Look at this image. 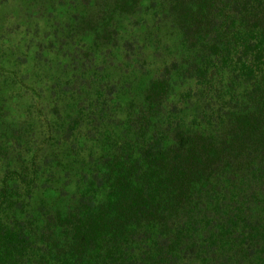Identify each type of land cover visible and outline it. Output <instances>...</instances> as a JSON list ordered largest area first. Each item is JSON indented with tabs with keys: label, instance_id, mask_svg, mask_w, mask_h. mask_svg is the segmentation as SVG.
I'll list each match as a JSON object with an SVG mask.
<instances>
[{
	"label": "trees",
	"instance_id": "trees-1",
	"mask_svg": "<svg viewBox=\"0 0 264 264\" xmlns=\"http://www.w3.org/2000/svg\"><path fill=\"white\" fill-rule=\"evenodd\" d=\"M61 5L75 51L40 150L0 106V264H264V0ZM149 11L176 29L179 56L121 101L115 52ZM233 65L235 104L213 124L173 122L177 80L205 84ZM18 79L4 84L36 91Z\"/></svg>",
	"mask_w": 264,
	"mask_h": 264
},
{
	"label": "rangeland",
	"instance_id": "rangeland-1",
	"mask_svg": "<svg viewBox=\"0 0 264 264\" xmlns=\"http://www.w3.org/2000/svg\"><path fill=\"white\" fill-rule=\"evenodd\" d=\"M61 4L62 0H0V106L29 125L28 135L34 136L39 150L41 142L51 135L46 115L57 103V109L65 106L58 93L68 87L65 85L71 70L67 66L68 57L75 51L64 42L62 33L69 15L66 6ZM124 26L120 51L115 52L117 62L128 72L124 73L119 85L121 101L140 98L150 79L179 56L176 55V29L169 22L160 21V17L155 18L152 11L144 19ZM77 43L80 44L79 39ZM127 56L131 58L129 61ZM235 59L238 60V56ZM234 67L224 69L220 66L221 71L214 76L211 69L205 84L197 80H177L167 106L173 122L194 126L201 121L205 125L213 124L212 118L221 116L228 105L235 104L244 94L239 66ZM8 72L15 73L17 80L26 77L24 81L36 91L30 95L13 91L4 84ZM116 73L122 72L117 70ZM31 124L40 127L32 131ZM44 148V154L49 155L50 146Z\"/></svg>",
	"mask_w": 264,
	"mask_h": 264
}]
</instances>
